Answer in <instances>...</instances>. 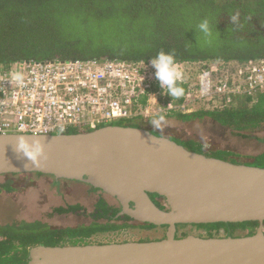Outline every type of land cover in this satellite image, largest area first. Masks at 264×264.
<instances>
[{"label":"trees","instance_id":"16d2710c","mask_svg":"<svg viewBox=\"0 0 264 264\" xmlns=\"http://www.w3.org/2000/svg\"><path fill=\"white\" fill-rule=\"evenodd\" d=\"M233 16L238 17L236 22L232 21ZM204 20L209 21L211 37L198 28ZM161 51L173 54L175 61L264 58V0H0V64L23 60H150ZM179 86L186 90L185 85ZM206 116L231 128L238 136L264 141L255 136L264 129V92L242 96L224 109L166 117L188 121ZM145 123L137 119L115 124L146 128ZM147 129L157 135L164 134ZM76 132V129L69 131ZM169 137L207 156L245 162L231 150H207L201 141ZM252 158L264 167V152ZM8 175L0 184V193L15 189L14 177L19 174ZM151 197L160 208H165L159 194L153 193ZM120 210L100 196L91 213L81 204H67L53 210L90 216L93 220L88 225L51 227L42 220L0 222V264H28L30 249L39 244L65 245L67 240L70 244L89 243L86 240L95 234L131 225L128 221L132 218L118 216ZM197 225L205 229L206 237H213L221 230L232 236L239 228L258 227L259 223Z\"/></svg>","mask_w":264,"mask_h":264},{"label":"water","instance_id":"95a60500","mask_svg":"<svg viewBox=\"0 0 264 264\" xmlns=\"http://www.w3.org/2000/svg\"><path fill=\"white\" fill-rule=\"evenodd\" d=\"M39 143V163L19 148ZM43 173L88 183L118 216L167 228L156 240L39 244L28 264H264V167L190 150L147 128L107 125L56 135H0V175ZM160 195V208L151 194ZM258 221L240 236L179 237L183 224Z\"/></svg>","mask_w":264,"mask_h":264},{"label":"built area","instance_id":"2783aa9c","mask_svg":"<svg viewBox=\"0 0 264 264\" xmlns=\"http://www.w3.org/2000/svg\"><path fill=\"white\" fill-rule=\"evenodd\" d=\"M154 59V58H153ZM150 60H23L0 64V135L94 130L158 113L224 109L264 92V58L175 61L184 95L164 92Z\"/></svg>","mask_w":264,"mask_h":264},{"label":"rangeland","instance_id":"374dc122","mask_svg":"<svg viewBox=\"0 0 264 264\" xmlns=\"http://www.w3.org/2000/svg\"><path fill=\"white\" fill-rule=\"evenodd\" d=\"M141 121V119H140ZM143 126L149 129L154 128L150 119H144ZM125 122V121H124ZM165 135H176L183 139H195L201 141L208 150L226 149L239 155L240 161L250 166H262L253 160L254 155L264 152V141H259L256 137L244 138L234 133L231 128L221 126L211 117L206 116L201 119L184 121L176 117H166V123L162 129ZM255 136L264 138V129L256 132ZM20 184L25 179H31L33 183L27 186H17L10 193H0V222L6 223L13 220H42L51 227H66L88 225L92 218L87 215H57L53 212L55 207L66 206L67 204H81L88 213L93 212L95 203L100 196H104L108 202L117 207L119 202L114 198L94 190L88 183L71 180H56L50 175L24 174L17 175ZM8 177L0 175V184L4 183ZM16 180V179H15ZM25 184V183H24ZM26 185V184H25ZM131 225L108 232L93 235L87 239L89 243H110L123 241L156 240L165 237L167 228L164 226L145 227L137 222H129ZM257 230V227L239 228L232 236L247 235ZM205 236L207 232L199 228L197 224H183L178 227L179 237L186 235ZM216 236H227L224 230L216 232ZM64 243L70 244L69 240ZM80 244V243H79Z\"/></svg>","mask_w":264,"mask_h":264},{"label":"clouds","instance_id":"9594fccd","mask_svg":"<svg viewBox=\"0 0 264 264\" xmlns=\"http://www.w3.org/2000/svg\"><path fill=\"white\" fill-rule=\"evenodd\" d=\"M237 16L232 17V21L236 22ZM199 30L204 33L206 37H211L212 32L209 21L204 20L198 25ZM152 65L156 69L155 75L160 81L164 92L171 95L174 99H178L184 95V88L179 86L181 81V72L178 70L174 55L161 51L152 59ZM154 128L162 129L166 123V114L158 113L150 118ZM19 148L24 154L36 163H39L38 156L43 152V148L39 143L29 144L22 138L19 143Z\"/></svg>","mask_w":264,"mask_h":264},{"label":"flooded vegetation","instance_id":"af4514ba","mask_svg":"<svg viewBox=\"0 0 264 264\" xmlns=\"http://www.w3.org/2000/svg\"><path fill=\"white\" fill-rule=\"evenodd\" d=\"M162 133H164V132H162ZM24 174H33V173H22V174H19V175H24ZM36 174V173H35ZM44 175H48V174H44ZM8 178H9V175H6ZM50 176H52V177H54L53 175H50ZM56 180H71V181H80V180H73V179H57L56 177H54ZM16 184H13L14 186H15V189L17 188V186H27V184L28 183H33V182H31L32 180L31 179H29V178H27V179H25V181L24 182H22L23 184H20V181H19V179H17L16 178ZM80 182H84V181H80ZM26 185H25V184ZM85 183V182H84ZM93 188V187H92ZM14 189V190H15ZM13 190V191H14ZM2 192H6V193H10V192H7V191H5V190H3ZM159 200H160V198H158ZM98 200H99V198L97 199V201H96V203L98 202ZM161 201V200H160ZM95 203V204H96ZM57 215H67V214H76V215H84V214H79V213H66V214H60V213H56ZM93 220V219H92ZM44 222V221H43ZM128 222H135L133 219L132 220H129ZM46 223V222H45ZM48 224V223H47ZM142 225H146V224H142Z\"/></svg>","mask_w":264,"mask_h":264}]
</instances>
